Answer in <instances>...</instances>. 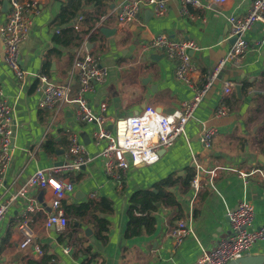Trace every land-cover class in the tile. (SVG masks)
Wrapping results in <instances>:
<instances>
[{"label": "crops", "instance_id": "1", "mask_svg": "<svg viewBox=\"0 0 264 264\" xmlns=\"http://www.w3.org/2000/svg\"><path fill=\"white\" fill-rule=\"evenodd\" d=\"M24 1H37L40 6L30 35L20 46L22 68L29 73L26 82L17 80L4 62L0 37V84L15 106L16 124L13 158L0 190V201L9 206L0 225V264H196L204 250L230 235L228 210L244 198L237 172L221 171L210 180L207 170L217 166L263 173L249 178L248 198L256 208L257 224H264V43L259 44L264 24H257L247 33L249 51L241 65L221 72L187 124L186 134L162 151L157 163L131 164L125 173L118 170V177L111 178L96 157L80 172L70 174L74 191L63 201L69 220L66 230L44 227L53 194L29 188L27 197L36 198L44 208L28 215L43 254H37L33 246L23 248L18 222L28 199L15 196L28 179L37 170L63 162L71 134H76L94 156L105 146L95 144V125L77 120L75 105L64 104L57 112L40 109L37 80L32 75L45 74L57 85H70L75 96L79 89L73 73L76 57L85 52L99 56L109 69V78L87 97L96 113L106 105L108 127L116 133L123 121L147 106L173 114L194 98L193 90L175 79V65L163 50L146 49L148 42L137 43L143 32H149L151 39L166 34L172 39L195 41L198 50L191 55L201 72L195 80L200 85L203 74L231 47L229 17L245 16L253 3L203 0L210 6L191 9V18L182 15L179 0H168L164 15L144 8L139 24L128 25L117 34V12L124 0ZM75 5H79L77 11ZM6 15L0 12V26ZM89 43L91 47H87ZM227 81L241 85L243 97L234 90L226 98L229 114L216 119L214 113ZM204 127L217 129L208 149L200 141ZM196 177L201 184L198 192L190 181ZM82 205L89 207L79 214ZM186 218L192 219L194 232L178 245L168 234ZM66 247L69 254L64 253ZM254 254H264V243Z\"/></svg>", "mask_w": 264, "mask_h": 264}, {"label": "built area", "instance_id": "2", "mask_svg": "<svg viewBox=\"0 0 264 264\" xmlns=\"http://www.w3.org/2000/svg\"><path fill=\"white\" fill-rule=\"evenodd\" d=\"M183 16H193L191 9H203L210 6L203 0H179ZM222 4L227 0H216ZM168 0H124L117 12V34L126 30L128 25L139 24L140 15L144 8H150L157 16L168 11ZM3 3L0 1V12ZM6 21L0 26V37L3 41V60L12 70L20 82H26L29 73L22 68L21 44L28 39L35 18L40 14L37 1L9 0ZM228 39L234 40L226 55L217 62L216 66L203 74L200 85H196V76L200 74L199 67L193 62L191 52L198 50V45L190 39H172L166 34L153 36L146 49H160L165 52L168 60L175 65L174 76L177 81L188 86L194 92V98L185 101L182 109L173 114H165L153 106H147L141 113L134 115L124 122L120 129L114 133L108 127L106 105L100 113L91 108L87 95L95 91L96 85L105 84L109 78V69L101 63L99 56L89 52L78 55L73 64V73L78 77L79 89L72 96L70 85L61 86L51 82L45 74H34L37 80L35 92L39 95V108L45 111L57 112L64 104H72L77 108V120L87 125H95L93 132L95 144L102 147L94 156L79 140L76 134H71L68 147L61 165L37 170L15 196L27 197L29 188L50 190L53 194L51 212L47 213L44 222L46 229L57 228L64 231L68 227V217L63 201L69 193L74 191V184L70 174L80 172L96 157L103 161L105 173L108 177L117 178L118 170L124 173L133 165H153L160 160L161 152L173 147L179 137L186 134L187 124L194 119L195 111L205 101L207 94L214 87L221 72L225 68L239 67L244 56L249 51L247 33L257 24H264V0H253L252 7L245 16L232 15L228 19ZM264 43V36L259 44ZM83 48V47H82ZM235 84L231 81L224 83L222 98L214 113L216 119L229 114L226 98L234 93ZM15 106L0 84V190L13 158L15 148ZM217 135L215 127H204L200 134V141L205 148H211L213 138ZM221 171L237 172L242 179L244 198L239 204L228 210L230 221V235L221 238L210 250H204L198 257L196 264H229L231 261L248 255H255L257 248L264 243V224H257V212L254 204L248 198L249 178L256 173L263 175L259 170L237 171L229 167L217 166L207 170L210 180L218 176ZM60 175H67L60 178ZM191 187L195 192L201 188L199 179L192 180ZM96 197V193L91 195ZM28 203L25 212L19 219L18 227L22 236V247H34L37 254H43L40 245L36 243L37 231L30 224L28 215L37 211H44L38 200L27 197ZM9 210L8 204L0 201V225L3 223ZM194 232L192 219L179 220L172 227L168 236L180 245ZM69 254L70 248H64Z\"/></svg>", "mask_w": 264, "mask_h": 264}, {"label": "water", "instance_id": "3", "mask_svg": "<svg viewBox=\"0 0 264 264\" xmlns=\"http://www.w3.org/2000/svg\"><path fill=\"white\" fill-rule=\"evenodd\" d=\"M8 3L9 0H4L3 1V9L2 11L7 13L8 12ZM103 32L105 33V31L103 30ZM114 33V32H112ZM107 35V34H106ZM151 41V35L149 32L145 31L142 33L141 37L138 38V42L137 43H144V42H149ZM234 40H231V43H233ZM87 47H91V44H87ZM235 91L236 94L239 98L243 97V91H242V86L241 85H237L235 86ZM122 130L124 129V122H122ZM63 154V152H62ZM62 163H59L57 165H61ZM229 264H264V254L263 255H248L245 257H242L240 259H236L231 261Z\"/></svg>", "mask_w": 264, "mask_h": 264}, {"label": "trees", "instance_id": "4", "mask_svg": "<svg viewBox=\"0 0 264 264\" xmlns=\"http://www.w3.org/2000/svg\"><path fill=\"white\" fill-rule=\"evenodd\" d=\"M73 2H76V0H72ZM72 2V3H73ZM79 9V5H77V7H76V5H75V11H77ZM65 12H66V9H65ZM193 180V178H191V180L190 181H192ZM89 206L88 205H82V206H80V212H79V214H84L85 212H86V209L88 208ZM102 230H104V231H107V226H103L102 227Z\"/></svg>", "mask_w": 264, "mask_h": 264}]
</instances>
